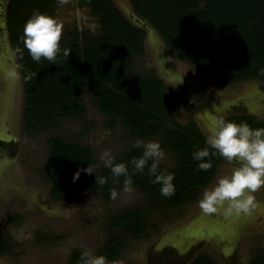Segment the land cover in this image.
Masks as SVG:
<instances>
[{"label": "trees", "instance_id": "obj_1", "mask_svg": "<svg viewBox=\"0 0 264 264\" xmlns=\"http://www.w3.org/2000/svg\"><path fill=\"white\" fill-rule=\"evenodd\" d=\"M88 8L100 24V33L75 29L62 37L61 50H71L68 58L63 51L56 64L46 59L34 61L20 37L23 26L33 11L56 17L59 0H9L5 10L6 29L15 51L26 95L28 129L56 125L61 116L76 117L86 112L80 100L87 95L95 98L99 110L111 119L110 127L120 121L131 137L152 140L159 137L162 147L177 158L173 169L158 168L174 174L176 188L171 197L160 193L154 177L135 172L131 160L140 157L143 148H133L123 160L132 178V186L151 201H161L178 210L199 199L204 188L215 180L224 159L211 155L202 162L212 168L202 171L201 161L193 159L196 148L207 147L206 138L195 124L182 126L174 120L175 103L167 96V87L155 74L134 72V62L145 53L146 30L135 25L113 0H72ZM136 16L155 29L168 50L180 61L196 67L209 78L223 83H240L264 79V0H129ZM20 49L19 52L16 50ZM31 73L37 75L29 79ZM178 103H185V94ZM253 128V127H252ZM93 164L90 148L62 139L53 141L48 179L55 201L71 202L85 195L100 192L110 199L124 185V176L114 177L110 168L99 175L80 172ZM151 161H149V166ZM79 178L74 181V175ZM97 177L107 183L96 184ZM146 209L123 212L113 220L111 229L128 231L135 239L146 236ZM147 237V236H146ZM123 238L113 237L103 256L110 262L118 259L125 247ZM10 253V243L0 238V256ZM77 256V260H80ZM194 264H214L208 256ZM264 264V256L254 261Z\"/></svg>", "mask_w": 264, "mask_h": 264}, {"label": "rangeland", "instance_id": "obj_2", "mask_svg": "<svg viewBox=\"0 0 264 264\" xmlns=\"http://www.w3.org/2000/svg\"><path fill=\"white\" fill-rule=\"evenodd\" d=\"M8 1L0 0V55H4L2 60L0 57V238L10 243V253L0 256V264H78L77 256L82 252L103 255L109 241L119 236L126 243L115 260L117 264H151L155 250L171 246L183 252L201 246L204 240L209 247L205 245L207 250L201 249L199 254L212 256L216 264H251L249 261L264 248L263 189L254 194L263 200H256L259 207L251 215L240 219L232 215L225 223L223 215H204L196 201L174 210L161 201L149 200L132 185L131 193L121 188L116 199H107L100 192L67 203L52 198L48 170L54 140L62 139L91 149L93 173L84 170L80 177L99 175L107 169L101 159L106 151L114 157V163L123 160L134 148L135 140L120 121L109 126L111 119L99 110L91 95L80 100L86 108L83 115L61 116L55 126L46 124L28 129L22 74L16 83L3 77L8 68L18 64L6 29ZM113 1L128 18L129 13H134L129 0ZM60 6L55 18L63 24L62 37L75 29L100 33L99 21L88 8L78 7L72 0ZM92 25L96 26L94 31ZM8 53L13 60L6 62ZM134 65L133 71L137 74H155L163 80L172 102L175 80L180 76L204 80L168 50L155 29L152 34L147 32L145 53ZM173 117L178 123V110ZM148 141H157L162 147L159 137ZM162 149L165 157L159 161L158 168H176L178 158ZM231 168V164H223L219 178L229 174ZM139 209L149 213L147 237L135 239L126 230L110 228L123 212Z\"/></svg>", "mask_w": 264, "mask_h": 264}, {"label": "clouds", "instance_id": "obj_3", "mask_svg": "<svg viewBox=\"0 0 264 264\" xmlns=\"http://www.w3.org/2000/svg\"><path fill=\"white\" fill-rule=\"evenodd\" d=\"M68 0H59L60 4H66ZM93 31L95 25L91 26ZM63 24L57 18L34 10L30 18L23 26V35L20 37L24 48L28 50L31 58L40 62L46 59L50 64H56L57 57L63 51L64 58H68L71 50L65 48L61 50L60 41L62 39ZM17 52L20 49L16 50ZM22 65L14 64L4 73V79L16 83L21 80ZM260 74L264 75V68L260 69ZM37 73H31L25 79ZM212 128L206 138L207 147L196 150L192 153L193 159L201 161L198 168L208 171L212 168L210 160L202 162L211 155L218 154L226 159L229 164H235L229 174L221 176L214 185L206 187L202 191V196L197 204L204 215H223L225 218L232 215H251L253 210L259 207L254 194L264 188V128L253 129L246 122L236 123L226 121L222 117L213 116ZM133 147L143 148L140 157H133L131 163L134 171L143 173L148 168V174L154 179L153 184H160V193L164 197H171L175 194L176 188L173 184L174 174L166 171H159V161L165 157V152L157 141H144L136 139ZM101 159L105 166L110 168L114 177L124 176L123 191L131 193L133 191L132 178L128 168L124 163H114V157L106 151ZM149 161L152 163L149 166ZM86 171L91 174L90 166ZM79 178L77 172L73 179ZM107 183L105 177L96 176V184L103 186ZM112 199L117 198V192L113 189L110 193ZM78 264H117L116 261H109L103 255H95L91 251H84L80 256Z\"/></svg>", "mask_w": 264, "mask_h": 264}, {"label": "flooded vegetation", "instance_id": "obj_4", "mask_svg": "<svg viewBox=\"0 0 264 264\" xmlns=\"http://www.w3.org/2000/svg\"><path fill=\"white\" fill-rule=\"evenodd\" d=\"M186 64L195 73L203 77L204 80H194L188 78L186 75H182L175 80L173 102L175 103V111L178 110V123L180 125L188 126L192 123L195 124L205 138L210 134V129L213 126V116L222 117L226 121H234L238 124L246 122L253 129L264 128V79L240 83H223L209 78L207 75L201 73L198 68L188 63ZM184 94L187 104L178 103L179 100H182ZM226 163L229 162L224 159L213 183L219 178L221 168ZM231 165L232 167L235 166V164ZM262 189L264 190V188L260 190ZM257 199H260L259 201L263 200L261 197L257 198L255 196V200ZM242 216H236V219H240ZM225 220H229V217L224 219V223ZM246 234L245 237L247 236ZM204 241L201 242V246H193L191 249L187 248L183 252L177 251L171 246H165L160 251L155 250L150 263L194 264L199 257L208 256L216 264L212 256L199 254L202 250H207L206 247H209ZM261 256H264V248L260 249L249 262L254 264V261Z\"/></svg>", "mask_w": 264, "mask_h": 264}, {"label": "water", "instance_id": "obj_5", "mask_svg": "<svg viewBox=\"0 0 264 264\" xmlns=\"http://www.w3.org/2000/svg\"><path fill=\"white\" fill-rule=\"evenodd\" d=\"M129 19L138 27L143 28L144 30H146V32H148L149 34H152L154 32V29L147 23L144 22L143 20L139 19L135 13H129ZM1 60L4 57V55H0ZM13 60V57L11 55V53L6 54V62ZM161 64H163V62L161 61Z\"/></svg>", "mask_w": 264, "mask_h": 264}]
</instances>
